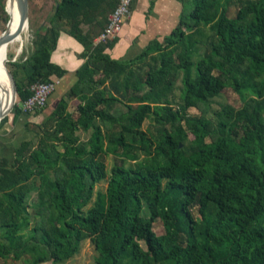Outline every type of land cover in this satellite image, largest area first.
I'll use <instances>...</instances> for the list:
<instances>
[{
  "label": "trees",
  "instance_id": "obj_1",
  "mask_svg": "<svg viewBox=\"0 0 264 264\" xmlns=\"http://www.w3.org/2000/svg\"><path fill=\"white\" fill-rule=\"evenodd\" d=\"M104 1L118 4L54 0L31 51L10 63L15 124L32 85L64 76L51 60L62 32L88 57L53 112L24 124L31 137L13 159L0 157V264L27 253L61 264L87 239L93 264H264V0H176V28L128 61L94 43L106 25L83 27L107 19L90 13ZM11 99L12 87L5 110Z\"/></svg>",
  "mask_w": 264,
  "mask_h": 264
},
{
  "label": "crops",
  "instance_id": "obj_2",
  "mask_svg": "<svg viewBox=\"0 0 264 264\" xmlns=\"http://www.w3.org/2000/svg\"><path fill=\"white\" fill-rule=\"evenodd\" d=\"M49 1L53 2L54 0ZM44 7L46 6L40 5L38 10ZM112 11L113 9L106 1L96 4L94 9L90 10V13L92 15L104 13L107 19L103 18L100 20L101 22L94 20L91 24L86 23L83 25L84 29L93 30L94 32L101 31ZM181 11L182 6L176 0H133L131 16L124 23L121 33L114 40L107 41L112 46L105 49L106 54L119 61L136 58L153 41L159 40L162 42L165 37L172 33L178 24ZM84 52L85 46L79 40L65 32L60 34L57 46L52 52L51 60L57 66L65 69V74L62 78L57 79L56 91L49 98V103L41 114H24L20 116L15 124L10 122L13 129H11V133L14 134L13 148L31 135L26 132L24 124L26 122L40 123L44 117L53 112L63 95L76 83L78 70L88 58L84 56ZM7 142L9 141H7L6 134H2L0 136V155L3 154L7 145L11 144V142Z\"/></svg>",
  "mask_w": 264,
  "mask_h": 264
},
{
  "label": "rangeland",
  "instance_id": "obj_3",
  "mask_svg": "<svg viewBox=\"0 0 264 264\" xmlns=\"http://www.w3.org/2000/svg\"><path fill=\"white\" fill-rule=\"evenodd\" d=\"M50 2V3H49ZM3 4L5 5V10L7 12V9L10 13H12V7L11 4L8 0H0V35L6 30L7 25L9 20L7 19L6 14L2 11V6ZM54 1L51 2L49 0H29V17H28V25H25V28L21 35L9 46V53H7V60H6V68L9 70L10 69V63L18 61L21 57H23L26 53L30 52L32 49V42L33 39L35 38V34L39 29L45 30L46 27L49 25L48 19L51 17L54 9ZM40 5H44L43 9H39ZM7 15L9 16V13L7 12ZM10 19V16H9ZM25 43V44H24ZM180 87V82L176 84V89L174 91V94L176 97L179 95V89ZM11 94V93H10ZM17 101V97H16ZM15 101V103H16ZM216 103H224V98H217L214 100ZM71 106H70V111L75 110V106L77 105L76 101H71ZM11 112H9L7 117V123L4 124L3 128L0 130V136L2 134H6L7 137V143H10V145H7L3 151V154L0 155V157H7L9 159H13V145L14 143V134L11 133L12 126H10L11 122ZM191 114H195V110H190ZM29 115V114H26ZM148 122L145 124L144 128L147 127ZM12 129V130H11ZM81 138L83 141L88 140L90 137V134H80ZM31 135L28 136L27 139H29ZM107 170L110 171L112 167L115 164L114 158L113 157H107L103 159ZM133 163L129 162L126 165H131ZM107 187V182L102 181L97 185V187L94 189L95 193L97 191L105 192V189ZM28 202L30 205H34L37 203V193L36 191H33L29 194L28 196ZM193 214H195V209L192 208ZM145 215L149 217V213L145 209ZM197 215V214H195ZM153 230L157 235L163 234L164 227L162 223V219L160 217L155 218L153 222ZM143 246L147 248V245L143 243ZM96 257V251L94 249V245L90 241V239H87L81 243L80 249L76 255L71 258L70 260L61 263V264H93L94 260ZM34 259L33 254L27 253L25 254L21 259H6V260H1V264H32Z\"/></svg>",
  "mask_w": 264,
  "mask_h": 264
},
{
  "label": "built area",
  "instance_id": "obj_4",
  "mask_svg": "<svg viewBox=\"0 0 264 264\" xmlns=\"http://www.w3.org/2000/svg\"><path fill=\"white\" fill-rule=\"evenodd\" d=\"M133 0H118V4L108 17L104 29L95 37L94 43L114 40L122 31L124 23L132 14ZM58 81L39 82L30 87L31 95L18 106L23 114L45 108L51 95L56 91ZM16 104V103H15Z\"/></svg>",
  "mask_w": 264,
  "mask_h": 264
},
{
  "label": "water",
  "instance_id": "obj_5",
  "mask_svg": "<svg viewBox=\"0 0 264 264\" xmlns=\"http://www.w3.org/2000/svg\"><path fill=\"white\" fill-rule=\"evenodd\" d=\"M8 1L12 3L16 2L17 11H18V26L15 31L11 30L12 25L14 24V17L7 9L10 19H9L6 30L0 35V48H2L3 46H7L12 40L20 36L25 28V25H28L29 0H8ZM6 70H7V75H8L11 87H12V99H11V104L8 106L5 112L0 113V121L2 120V118H4L6 115L9 114V112L12 110L13 106L15 105V101H16L15 82H14V79L10 71L7 68Z\"/></svg>",
  "mask_w": 264,
  "mask_h": 264
},
{
  "label": "bare ground",
  "instance_id": "obj_6",
  "mask_svg": "<svg viewBox=\"0 0 264 264\" xmlns=\"http://www.w3.org/2000/svg\"><path fill=\"white\" fill-rule=\"evenodd\" d=\"M12 7V16L14 17V24L11 30L15 31L18 26V11L16 2H10ZM19 37V36H18ZM17 37V38H18ZM16 38V39H17ZM12 40L7 46L0 48V113H4L8 99L11 93V84L7 75L6 60L7 53H9V46L16 40Z\"/></svg>",
  "mask_w": 264,
  "mask_h": 264
}]
</instances>
